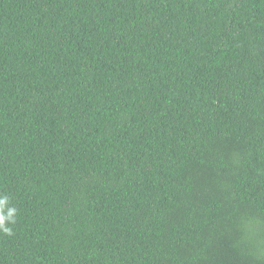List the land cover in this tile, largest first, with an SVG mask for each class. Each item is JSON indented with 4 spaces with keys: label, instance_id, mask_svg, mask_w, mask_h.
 Here are the masks:
<instances>
[{
    "label": "trees",
    "instance_id": "trees-1",
    "mask_svg": "<svg viewBox=\"0 0 264 264\" xmlns=\"http://www.w3.org/2000/svg\"><path fill=\"white\" fill-rule=\"evenodd\" d=\"M0 264H264V0H0Z\"/></svg>",
    "mask_w": 264,
    "mask_h": 264
},
{
    "label": "clouds",
    "instance_id": "clouds-1",
    "mask_svg": "<svg viewBox=\"0 0 264 264\" xmlns=\"http://www.w3.org/2000/svg\"><path fill=\"white\" fill-rule=\"evenodd\" d=\"M19 209L10 195L0 193V233L13 235V226L17 223Z\"/></svg>",
    "mask_w": 264,
    "mask_h": 264
}]
</instances>
